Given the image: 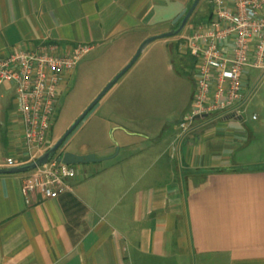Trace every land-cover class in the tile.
<instances>
[{
    "label": "crops",
    "instance_id": "1",
    "mask_svg": "<svg viewBox=\"0 0 264 264\" xmlns=\"http://www.w3.org/2000/svg\"><path fill=\"white\" fill-rule=\"evenodd\" d=\"M191 1L0 0V57L80 42L88 51L119 47L123 66L144 38L176 26ZM13 106V94L0 105V167L16 154ZM132 116L119 102L99 115L96 138L105 141L80 153L106 158L75 166L71 189L54 198L35 193L27 203L30 172L0 173V264H264V166L255 167L264 157L240 154L255 137L246 120L198 121L171 156L177 124L140 131L129 127Z\"/></svg>",
    "mask_w": 264,
    "mask_h": 264
},
{
    "label": "built area",
    "instance_id": "2",
    "mask_svg": "<svg viewBox=\"0 0 264 264\" xmlns=\"http://www.w3.org/2000/svg\"><path fill=\"white\" fill-rule=\"evenodd\" d=\"M209 3L210 18L189 24V31L178 40L179 48L194 60V89L177 123L171 156L198 121L218 114L241 116L250 69L264 74V0ZM89 48L80 42L66 50L55 43H39L0 57V83L13 85L14 100L8 124L16 154L6 157V166L33 161L51 145L60 89L70 84L78 60ZM29 172L22 181L27 203L35 193L54 198L70 190V181L78 175L75 165L58 160L56 155Z\"/></svg>",
    "mask_w": 264,
    "mask_h": 264
},
{
    "label": "rangeland",
    "instance_id": "3",
    "mask_svg": "<svg viewBox=\"0 0 264 264\" xmlns=\"http://www.w3.org/2000/svg\"><path fill=\"white\" fill-rule=\"evenodd\" d=\"M209 9V0H199L178 34L153 39L80 120L61 147L80 152L83 145L105 141V137L100 138L101 140L96 138L98 129L103 126L99 115L108 113L115 102H119L123 109L132 113V119L137 123L129 124V127L155 132L164 125L172 131L182 111L189 106L194 89V67L187 57V52L179 48L178 40L189 31V24L204 20L209 14ZM163 32L165 31L156 34ZM118 49L115 45L99 46L80 58L72 72L70 84L60 89L58 112L52 127V142L131 59L121 66L126 54ZM247 80L241 116L255 137L239 151L243 157L252 161L264 157V74L260 69L252 68ZM3 87L1 92L4 96L0 97V105L11 100L13 94V85L5 82ZM252 115H255V118H252ZM116 148L117 146L114 147L112 155L117 152ZM59 151L60 149L56 154ZM78 165L80 166L75 164L76 167Z\"/></svg>",
    "mask_w": 264,
    "mask_h": 264
},
{
    "label": "water",
    "instance_id": "4",
    "mask_svg": "<svg viewBox=\"0 0 264 264\" xmlns=\"http://www.w3.org/2000/svg\"><path fill=\"white\" fill-rule=\"evenodd\" d=\"M199 0H193L182 18L179 22L171 28L163 33L150 35L144 38L136 49L135 53L131 57V59L123 66L121 70H119L101 89V91L95 96V98L88 104V106L79 114V116L71 123V125L58 137L56 138L51 145L39 154L35 160L29 161L23 164L13 165V166H5L0 167V173H14V172H25L33 169L36 165H41L49 160L52 156L56 155V158L67 164H81V163H89L96 162L105 159L106 157H98L93 152L88 153H80L73 150L65 149L62 146L64 140L67 136L72 132V130L77 126L80 120L87 114V112L98 102L101 96L116 82V80L132 65V63L136 60L140 52L155 38L157 37H169L178 34L185 24L187 23L191 13L197 6ZM60 149L59 153L56 154L57 150ZM118 150V147L116 148Z\"/></svg>",
    "mask_w": 264,
    "mask_h": 264
},
{
    "label": "trees",
    "instance_id": "5",
    "mask_svg": "<svg viewBox=\"0 0 264 264\" xmlns=\"http://www.w3.org/2000/svg\"><path fill=\"white\" fill-rule=\"evenodd\" d=\"M191 3H192V1H191ZM190 3V4H191ZM190 6V5H189ZM211 5H210V9H209V14H208V16L204 19V20H207V19H209L210 18V15H211ZM204 20H201V21H204ZM198 22H200V21H198ZM193 23H197V21L196 22H193ZM189 59H190V61L192 62V64L194 65V60H193V58L191 57V56H187ZM262 166H264V164H258V165H256L255 167H262Z\"/></svg>",
    "mask_w": 264,
    "mask_h": 264
},
{
    "label": "flooded vegetation",
    "instance_id": "6",
    "mask_svg": "<svg viewBox=\"0 0 264 264\" xmlns=\"http://www.w3.org/2000/svg\"><path fill=\"white\" fill-rule=\"evenodd\" d=\"M189 59V58H188Z\"/></svg>",
    "mask_w": 264,
    "mask_h": 264
}]
</instances>
